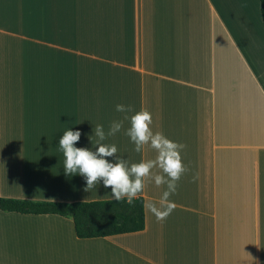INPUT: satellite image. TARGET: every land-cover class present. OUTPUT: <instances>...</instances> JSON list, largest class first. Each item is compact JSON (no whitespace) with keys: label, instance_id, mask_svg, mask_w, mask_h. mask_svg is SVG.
Here are the masks:
<instances>
[{"label":"crops","instance_id":"obj_1","mask_svg":"<svg viewBox=\"0 0 264 264\" xmlns=\"http://www.w3.org/2000/svg\"><path fill=\"white\" fill-rule=\"evenodd\" d=\"M117 104L186 145L174 211L158 222L144 207L142 231L81 239L70 218L0 210V264H264L259 0H0V197L112 199L66 176L58 146L80 131L74 146L95 151V126L125 115ZM129 127L103 143L129 164L154 158Z\"/></svg>","mask_w":264,"mask_h":264},{"label":"clouds","instance_id":"obj_2","mask_svg":"<svg viewBox=\"0 0 264 264\" xmlns=\"http://www.w3.org/2000/svg\"><path fill=\"white\" fill-rule=\"evenodd\" d=\"M116 111L125 113L123 119L113 120L107 131L102 124H97L93 129L91 137L96 138L95 151L74 146L80 140V131H64L58 146L64 157V174L83 177L86 184L83 191L86 193L102 182L105 188L111 189L110 194L115 202H126L130 206L143 193L146 184L154 182L157 188L164 187L165 190L158 201L149 200L144 207L158 222H162L176 208L170 197L177 192L182 176L190 171L181 156L186 145L174 142L162 131L154 132L153 117L146 108L135 111L131 105L117 104ZM128 113L132 114L129 116ZM126 120L130 127L125 135L134 144L133 150L143 153L146 149H151L155 152L154 158L129 164V161L117 157L118 149L115 144L103 143L108 137L120 132ZM109 157L113 158L112 162L106 159ZM198 179L199 173H194L192 181L196 182Z\"/></svg>","mask_w":264,"mask_h":264},{"label":"trees","instance_id":"obj_3","mask_svg":"<svg viewBox=\"0 0 264 264\" xmlns=\"http://www.w3.org/2000/svg\"><path fill=\"white\" fill-rule=\"evenodd\" d=\"M264 27V0H259ZM0 210L23 214H53L73 221L78 238L107 237L140 232L145 226L144 202L137 198L133 205L110 200L53 202L29 201L0 197Z\"/></svg>","mask_w":264,"mask_h":264}]
</instances>
